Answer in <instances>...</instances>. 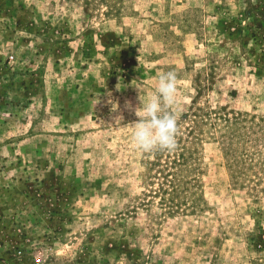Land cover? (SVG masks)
Segmentation results:
<instances>
[{
    "label": "rangeland",
    "instance_id": "1",
    "mask_svg": "<svg viewBox=\"0 0 264 264\" xmlns=\"http://www.w3.org/2000/svg\"><path fill=\"white\" fill-rule=\"evenodd\" d=\"M250 1L0 0V264H264ZM166 71L176 147L142 153Z\"/></svg>",
    "mask_w": 264,
    "mask_h": 264
},
{
    "label": "clouds",
    "instance_id": "2",
    "mask_svg": "<svg viewBox=\"0 0 264 264\" xmlns=\"http://www.w3.org/2000/svg\"><path fill=\"white\" fill-rule=\"evenodd\" d=\"M177 75L161 72L153 93L134 109L138 120L131 133L133 147L140 152L172 151L176 147V116L170 111L177 104ZM126 107L131 108L129 103ZM120 119V118H119Z\"/></svg>",
    "mask_w": 264,
    "mask_h": 264
},
{
    "label": "trees",
    "instance_id": "3",
    "mask_svg": "<svg viewBox=\"0 0 264 264\" xmlns=\"http://www.w3.org/2000/svg\"><path fill=\"white\" fill-rule=\"evenodd\" d=\"M249 14L247 13L245 17L248 19L246 27L254 26V29L260 31L264 28V0H255V2L250 1V6L248 8ZM235 21V20H234ZM251 22V25L249 24ZM234 24L235 29L238 32L243 31V25H241L240 19L237 22H230ZM257 34V32H255Z\"/></svg>",
    "mask_w": 264,
    "mask_h": 264
}]
</instances>
